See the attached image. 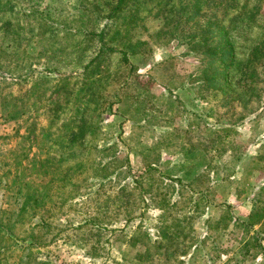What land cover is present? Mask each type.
Segmentation results:
<instances>
[{
	"label": "rangeland",
	"instance_id": "374dc122",
	"mask_svg": "<svg viewBox=\"0 0 264 264\" xmlns=\"http://www.w3.org/2000/svg\"><path fill=\"white\" fill-rule=\"evenodd\" d=\"M116 2L0 0V216L59 205L36 245L29 200L0 264H264V108L201 85L195 0ZM234 4L242 61L264 0Z\"/></svg>",
	"mask_w": 264,
	"mask_h": 264
},
{
	"label": "trees",
	"instance_id": "16d2710c",
	"mask_svg": "<svg viewBox=\"0 0 264 264\" xmlns=\"http://www.w3.org/2000/svg\"><path fill=\"white\" fill-rule=\"evenodd\" d=\"M126 0H117L113 12L121 8ZM235 0H195V4L189 2L183 6L184 19L193 20V43L198 47L200 58V76L206 81L201 85H211L214 89H220L225 96V101L232 108L239 107L238 112H253L257 107L264 108V35L250 49L245 59L238 60L235 57V48L230 39L229 29L231 18L228 17L231 9L235 7ZM182 18V16H181ZM124 56L126 55L123 52ZM235 66L239 76L232 80L230 70ZM199 68V67H198ZM237 103V104H236ZM51 192H36V198L28 195L22 204L17 218L11 221H3L0 216V241H10L12 237L19 236L15 230L17 222H23L24 212L29 200L34 202L33 213L36 209V233L28 234L33 243L44 245L54 240L57 232L52 231V225L45 213H51L52 208L59 207L51 200ZM3 231V233L1 232ZM6 242L0 244V262L5 258ZM1 255H4L1 258Z\"/></svg>",
	"mask_w": 264,
	"mask_h": 264
}]
</instances>
